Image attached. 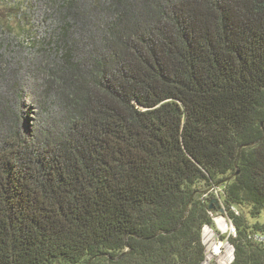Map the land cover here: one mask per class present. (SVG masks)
<instances>
[{
  "label": "trees",
  "instance_id": "16d2710c",
  "mask_svg": "<svg viewBox=\"0 0 264 264\" xmlns=\"http://www.w3.org/2000/svg\"><path fill=\"white\" fill-rule=\"evenodd\" d=\"M36 1L0 43V264H202L215 185L264 264V0Z\"/></svg>",
  "mask_w": 264,
  "mask_h": 264
},
{
  "label": "built area",
  "instance_id": "2783aa9c",
  "mask_svg": "<svg viewBox=\"0 0 264 264\" xmlns=\"http://www.w3.org/2000/svg\"><path fill=\"white\" fill-rule=\"evenodd\" d=\"M209 193L220 209L212 211L213 224H205L202 229V241L205 247V257L202 264H232L235 260V246L231 239L237 236V229L233 217L224 205V188L213 186ZM231 211L239 215L240 209L231 206ZM253 239L264 245V232L253 234Z\"/></svg>",
  "mask_w": 264,
  "mask_h": 264
},
{
  "label": "rangeland",
  "instance_id": "374dc122",
  "mask_svg": "<svg viewBox=\"0 0 264 264\" xmlns=\"http://www.w3.org/2000/svg\"><path fill=\"white\" fill-rule=\"evenodd\" d=\"M14 2L20 6L22 4L24 8L21 10H14ZM31 4L41 9L36 0H0V43H3L4 38L7 40L8 37H13L15 39L16 49H18L20 45L17 43L23 45L30 44L34 37L44 35V29L46 28V25L43 23L44 15L39 12L35 17L24 14L26 8ZM41 11H44V7H42ZM6 42H8V40ZM26 53L22 56L30 59V55ZM25 61V64H28V59ZM28 99L24 108L26 109L28 117L31 119L30 122L33 123L39 118V110L31 97ZM260 220L264 221V215ZM250 221L253 222L254 219L250 218Z\"/></svg>",
  "mask_w": 264,
  "mask_h": 264
},
{
  "label": "water",
  "instance_id": "95a60500",
  "mask_svg": "<svg viewBox=\"0 0 264 264\" xmlns=\"http://www.w3.org/2000/svg\"><path fill=\"white\" fill-rule=\"evenodd\" d=\"M214 202H215V200H214Z\"/></svg>",
  "mask_w": 264,
  "mask_h": 264
}]
</instances>
